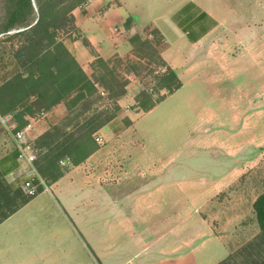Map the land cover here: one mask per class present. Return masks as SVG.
Segmentation results:
<instances>
[{
  "label": "crops",
  "instance_id": "1",
  "mask_svg": "<svg viewBox=\"0 0 264 264\" xmlns=\"http://www.w3.org/2000/svg\"><path fill=\"white\" fill-rule=\"evenodd\" d=\"M232 1L88 0L73 10L77 30L66 44L89 76L97 58L132 54L135 36L151 30L162 38L160 56L181 87L136 117L127 110L124 131L130 138L143 114L188 86L189 101H202L201 87L205 101L189 125L187 149L189 159L206 157V169L180 183V165L160 156L166 144L148 153L131 139L107 142L0 223V264H217L232 252L236 223L251 211L242 207L238 219H228L227 196L264 165V92L254 79L241 82L242 56L221 38L229 17L217 7L257 0ZM188 110L197 107L190 102ZM66 112L55 105L32 137ZM110 129L101 131L115 133ZM8 139L0 162L11 160L1 169L14 181L20 162ZM257 189L252 204L264 192Z\"/></svg>",
  "mask_w": 264,
  "mask_h": 264
},
{
  "label": "rangeland",
  "instance_id": "2",
  "mask_svg": "<svg viewBox=\"0 0 264 264\" xmlns=\"http://www.w3.org/2000/svg\"><path fill=\"white\" fill-rule=\"evenodd\" d=\"M232 2L237 1L233 0ZM217 7L224 11L226 17H229V20L224 21V33L221 34V38L227 43V46H230L229 48L233 52L240 53L242 56L244 73L240 76L241 82L245 84L246 81L254 79L259 84L258 91L264 92V0H257V4L241 5L236 3ZM4 15L5 0H0V18ZM15 31H9L8 34H13ZM57 33L64 39L73 38L75 35L74 31L69 35L60 29L57 30ZM6 36L0 34V40H5ZM21 40H23L22 36H15L12 41H1L0 43L8 46L12 44L18 47ZM133 41L134 51L132 54L104 59V61L96 62L95 66L93 64L94 72L90 75V78L95 82L98 92L91 95L87 100L80 101L73 109L77 112H84L82 117L92 116L95 111H108L115 114L108 124L110 130L115 133L107 136V131H101V128L93 134L94 137L96 134H100L103 136L105 144L131 139L134 143L145 146L148 153L154 151V147L158 143L166 144L165 148H162L160 156L163 159L174 157V162H176L174 166L180 165L178 173L180 183L198 178L206 169V157L196 156L189 159L188 156L192 151L187 149V145L193 136L192 128L189 125L198 122L196 112L201 111L200 105L205 101V94L200 91L201 87H198V89L203 96L202 101H189L193 91L192 87L188 86L185 90L159 102L151 111L143 114L137 120L134 131L129 133L130 138H127L128 134L124 131L130 124L127 110H130L131 114L136 117L146 108L165 97L170 91L162 74L156 72L161 66L165 65L160 56L162 38L153 31L148 30L142 36H135ZM2 74L3 72H0V83L2 82ZM102 90L105 94L101 93ZM190 102L195 104L197 110H188L187 114L186 109ZM63 104L66 106L65 103ZM54 107L48 110L36 111L34 115L26 116V119L38 116L45 119L48 111ZM66 109V114L52 123L50 128L53 125L68 123L69 120L62 122V119L69 112L67 106ZM182 112H184V115H182ZM41 135L33 137L38 154L42 146ZM8 138H10V135L0 123V140L3 141V148L0 149V153L6 149L9 143ZM247 138L249 139V136H244V140H247ZM196 152L203 153V150L197 148L195 149ZM22 180L23 177L18 175L16 180L8 181L15 186H19ZM256 187L259 191L264 188V165H260L255 171L246 174L232 187L233 195L227 196L225 211L228 219L232 217L238 219V216H240L239 209L242 207L251 211L249 213L245 211V214H241V221L236 223V236L233 238L232 252L238 250L260 232V225L254 209L256 200L252 204ZM222 211L221 208V212L217 215L224 216L225 213Z\"/></svg>",
  "mask_w": 264,
  "mask_h": 264
},
{
  "label": "trees",
  "instance_id": "3",
  "mask_svg": "<svg viewBox=\"0 0 264 264\" xmlns=\"http://www.w3.org/2000/svg\"><path fill=\"white\" fill-rule=\"evenodd\" d=\"M87 1L5 0V15L0 18V34L7 35L0 42L23 37L18 47L0 43V72H3L0 113H14L23 126L28 121L26 116L36 111L48 110L59 103H65L69 109L62 119V122L69 120L68 123L53 125L40 136L42 146L36 167L47 185L64 175L69 165L83 162L99 148L93 134L107 126L115 115L95 111L92 116L82 117L84 112L73 109L98 92V88L57 30L69 35L75 32L73 10ZM12 30L16 31L8 34ZM101 61L104 59L97 58L94 66ZM162 76L169 93L181 87L173 69L168 67ZM10 160L6 157L0 162V223L33 197L25 194L21 185L7 180L1 165ZM42 190L40 186L39 191ZM254 209L259 234L217 264H264V192L257 197Z\"/></svg>",
  "mask_w": 264,
  "mask_h": 264
},
{
  "label": "built area",
  "instance_id": "4",
  "mask_svg": "<svg viewBox=\"0 0 264 264\" xmlns=\"http://www.w3.org/2000/svg\"><path fill=\"white\" fill-rule=\"evenodd\" d=\"M168 70V66H161L156 72L165 73ZM102 94L105 92L102 90ZM41 119V116L32 117L28 119L25 125L20 126L14 113H0V123L8 132L12 138L16 149L18 150V160L20 162V175L23 177L21 187L25 194L29 196L37 195L39 187L43 186L44 189H48V186L43 178L40 176L36 167V159L38 156V150L32 137V131L34 130L35 123ZM95 140L99 146L105 144L103 136L100 134L95 135ZM66 163V161H62Z\"/></svg>",
  "mask_w": 264,
  "mask_h": 264
}]
</instances>
